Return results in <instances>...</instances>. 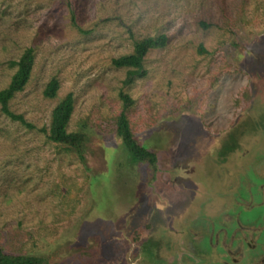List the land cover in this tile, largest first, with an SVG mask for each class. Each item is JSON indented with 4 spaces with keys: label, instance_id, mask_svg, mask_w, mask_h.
Here are the masks:
<instances>
[{
    "label": "rangeland",
    "instance_id": "374dc122",
    "mask_svg": "<svg viewBox=\"0 0 264 264\" xmlns=\"http://www.w3.org/2000/svg\"><path fill=\"white\" fill-rule=\"evenodd\" d=\"M160 34L167 42L145 56L148 74L125 85L129 68L113 60ZM28 47L32 75L10 109L33 126L0 106V246L47 264H212L188 246L223 251L213 220L264 151V0H0V89ZM122 91L155 168L132 163L117 134ZM69 93L68 130L89 135L85 162L48 138ZM234 234L226 244L247 248L249 230ZM239 254L248 264L249 251Z\"/></svg>",
    "mask_w": 264,
    "mask_h": 264
},
{
    "label": "trees",
    "instance_id": "16d2710c",
    "mask_svg": "<svg viewBox=\"0 0 264 264\" xmlns=\"http://www.w3.org/2000/svg\"><path fill=\"white\" fill-rule=\"evenodd\" d=\"M167 36L160 34L158 36H148L135 43L133 53L122 55L113 60L115 66L128 67V74L124 80L125 85H130L136 77H143L147 73L144 68V60L148 51L153 48H159L166 44ZM16 67L9 84L0 89V106L3 113L22 124L32 127L33 125L26 121L23 115L17 114L10 109V101L15 95L25 89L30 81L35 64V50L28 47L21 54L19 59L12 60L9 63ZM60 88L59 80L54 77L47 84L44 95L48 98H55ZM120 97L123 100V110L117 116V134L121 138L124 147L130 154L132 163H146L155 168L158 161L157 153L144 146L135 136L130 119L126 110L133 104V99L126 92H121ZM74 111L73 93L67 94L54 107L52 119L48 131V138L53 142L60 144L68 150L75 151L79 158L85 162L88 149L89 135L85 131H69L68 125ZM0 264H47V259L41 255L35 254H13L7 252L0 246Z\"/></svg>",
    "mask_w": 264,
    "mask_h": 264
},
{
    "label": "flooded vegetation",
    "instance_id": "af4514ba",
    "mask_svg": "<svg viewBox=\"0 0 264 264\" xmlns=\"http://www.w3.org/2000/svg\"><path fill=\"white\" fill-rule=\"evenodd\" d=\"M249 166L250 167L246 168L245 175L242 174L239 178V191L233 192V203L227 202V204L229 203L231 205L229 206V211L223 214V216L221 212L218 219L213 220L214 227L219 228V233H225V236L223 237L225 239V244L222 247L223 251L217 252L216 250L212 251L208 249L209 247H207V242L205 249L197 250L199 248L196 249V247H193L194 245H190L191 247L188 246L189 249L192 250L191 253H193L195 257L203 260L202 262L208 261L209 263L212 262V264H223L226 255L232 257L230 256L232 254L234 256L233 261L227 262V264H237L240 262V258H243L240 254L238 258L235 256L242 251L244 256L248 257L249 251L248 264H264V151L260 150L259 154L253 156L249 162ZM254 198L257 200L261 198V202L254 203ZM241 203H243V211H246V214L238 216L236 206L237 204L238 206L241 205ZM254 213H256V215ZM240 220H242L244 224ZM229 229L235 230V236L243 234L244 231L249 230L250 236L248 247L245 248L244 242L240 239L238 240V246L235 249H232L229 245H227L226 237ZM188 258L189 255H187V259ZM190 260L191 259L189 258V263ZM198 264L202 263L199 262Z\"/></svg>",
    "mask_w": 264,
    "mask_h": 264
}]
</instances>
